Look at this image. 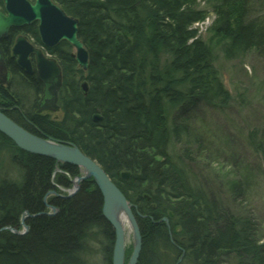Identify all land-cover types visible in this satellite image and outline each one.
Returning a JSON list of instances; mask_svg holds the SVG:
<instances>
[{
	"label": "trees",
	"instance_id": "trees-1",
	"mask_svg": "<svg viewBox=\"0 0 264 264\" xmlns=\"http://www.w3.org/2000/svg\"><path fill=\"white\" fill-rule=\"evenodd\" d=\"M56 1L79 20V37L89 52L84 70L66 41L48 51L62 68V120L37 112L40 84L11 57L16 31L3 40L15 78L10 87L0 86L5 99L0 109L34 134L72 143L98 161L137 207L144 238L138 264H153L155 256L162 262L160 251L150 250L154 242L176 252L182 249L187 264H221L231 256L244 258L246 264H264L257 220L211 194L187 165L194 161L185 147L191 133L189 110L223 107L230 99L209 43L195 26L208 17L206 9L195 7L196 0ZM200 1L213 8L210 30L225 44L227 55L249 49L264 54V17L250 7L254 0ZM259 4L264 11V0ZM24 33L41 46L37 23ZM161 51L170 56L169 62L150 68L148 74L149 62ZM96 113L102 121L93 119ZM0 141L17 149L14 163L19 169L16 178L0 176V264H83L91 234L98 231L109 243L114 241L97 187L90 192L82 188L70 199L51 196L47 201L55 161L20 150L1 132ZM259 144L264 161V140ZM77 168L66 166L71 173ZM123 171L131 172L129 179L122 178ZM46 202L59 212L47 213L51 210ZM25 212L32 215L27 233L4 230L18 226ZM165 218L180 227L181 237L170 236ZM111 250L109 246L105 256L109 264Z\"/></svg>",
	"mask_w": 264,
	"mask_h": 264
},
{
	"label": "rangeland",
	"instance_id": "rangeland-1",
	"mask_svg": "<svg viewBox=\"0 0 264 264\" xmlns=\"http://www.w3.org/2000/svg\"><path fill=\"white\" fill-rule=\"evenodd\" d=\"M195 7L209 10L205 21L195 26L198 35L209 43L215 66L230 92V99L228 104L223 107L202 106L195 112H192V108L189 110L187 120L189 122L187 124L191 127V133L185 147L189 146L194 161L188 160L187 165L197 180L211 194L223 202L232 204L234 210L237 209L236 212L257 220L261 229L258 234L260 238L258 243L263 245L264 161L260 156L263 145L261 146L259 142L264 140V54L261 51L249 49L245 52L227 55L224 50L225 44L216 39L210 30L214 20L213 8L210 3L196 0ZM250 7L254 10L260 9L261 16L264 17V11H261L262 6L259 4V0H254ZM73 53H75L74 48ZM46 54L50 58H54V56ZM157 58L156 61L154 59L149 62L150 66L146 68L148 74L150 68L157 67L159 69L165 66L169 62L170 56L161 51ZM4 86L8 87L9 84L5 83ZM0 100H5L1 91ZM56 105L58 108L54 109L53 106H50L41 109L38 113L60 122L63 118V110L59 100L56 101ZM46 139L54 140L49 137ZM196 141L200 143L201 148H198ZM12 142L14 143V141ZM54 142L66 143V141L57 140ZM17 152V149L10 142L0 141V176L6 175L10 178L19 176V169L14 163ZM52 160L55 161V169L52 171V188L51 193L47 194V201L52 199L51 196L70 199L82 188L90 192L97 187L92 177L80 180L85 175L81 167L72 165V167L78 168L74 173H71L70 170L66 169L67 163L54 158ZM49 205L50 203L46 202L48 211L51 210L47 213L56 215L59 212L58 209L53 210ZM29 217V213L25 212L22 214L18 226H7L4 230H9L15 234L27 233L29 228L26 222H28ZM167 223L170 225V222ZM170 226V236L173 239L175 236L181 237L180 227L174 228L173 224ZM139 229L143 246L144 238L141 228ZM134 232L132 225L126 227L125 264L130 263V258L134 252L136 242ZM115 243L116 238L109 243V239L105 238L101 232H94L91 234L89 247L86 246L87 249L82 253L83 264H109L105 258V256L107 257L106 252L111 246L110 253L112 255ZM157 245L154 242L149 247L150 250L160 251L162 258L160 264H163L164 261H167L166 264H180L179 261L186 257L182 249L180 252H176L172 247L159 245V243ZM155 259L153 264H158ZM246 263L244 258L231 256L227 257L221 264Z\"/></svg>",
	"mask_w": 264,
	"mask_h": 264
},
{
	"label": "water",
	"instance_id": "water-1",
	"mask_svg": "<svg viewBox=\"0 0 264 264\" xmlns=\"http://www.w3.org/2000/svg\"><path fill=\"white\" fill-rule=\"evenodd\" d=\"M3 2L6 12L0 10V42L9 38L13 28L21 29L37 22L43 48L52 49L62 41H66L75 49L73 56L78 65L84 70L88 69L89 52L79 37V20L69 15L60 4L54 0H34V2L30 0H3ZM32 56H35L36 60L35 69L32 66ZM12 57L16 59V64L26 74L31 75L36 72L39 80L46 86V104H40V110L50 106H53L54 109L58 108L56 101L58 100V91L62 85L63 74L57 60L48 57L42 48L36 47L24 35L17 37L12 48ZM0 64L2 67L4 66L1 53ZM5 77V82L9 83V74L7 72ZM82 88L87 93V82L82 84ZM44 100L45 98L42 97L41 103ZM93 119L96 122H100L103 117L96 113ZM0 132L14 141L23 151L58 159L69 165L81 167L85 175L80 180L93 178L103 196V216L113 226L115 231L116 243L113 250L112 264H125V231L121 223L112 214L114 206H123L136 237L134 252L129 264L138 262L142 250V236L136 214L133 211V205L96 160L70 143H57L31 133L1 110ZM130 176V172H122L123 179H129ZM29 216L32 215L29 214Z\"/></svg>",
	"mask_w": 264,
	"mask_h": 264
},
{
	"label": "flooded vegetation",
	"instance_id": "flooded-vegetation-1",
	"mask_svg": "<svg viewBox=\"0 0 264 264\" xmlns=\"http://www.w3.org/2000/svg\"><path fill=\"white\" fill-rule=\"evenodd\" d=\"M0 8H4L3 6H0ZM33 24V23H32ZM32 24H30V25H32ZM30 25H28V26H30ZM27 27V26H26ZM26 27H24V28H21V29H17V28H13L12 29V31H16V32H20V33H24V29L26 28ZM21 30V31H20ZM12 31L10 32V35H11V33H12ZM17 33V34H18ZM24 34H26V33H24ZM29 38H30V40H32V38L30 37V35H28V34H26ZM5 40V39H4ZM32 42L34 43V41L32 40ZM35 45H37L36 43H34ZM38 46V45H37ZM43 48V47H42ZM43 50L45 51V48H43ZM4 51H5V49H4V47H3V41H1L0 42V53H1V56H2V58H3V60H4V66L2 67V65L0 64V86H3V87H5L4 85H5V81H6V77H5V74H6V72L9 74V86L8 87H10L11 86V84H12V80L15 78L13 75H12V73H11V71H10V69H9V67H8V65H7V61H6V56L4 55ZM46 51H49V49H46ZM12 57V56H11ZM14 60H15V63H16V59L14 58V57H12ZM31 60H32V66H33V68L35 69L36 68V60H35V56H32L31 57ZM17 65V64H16ZM18 66V65H17ZM19 67V66H18ZM20 69V68H19ZM25 75H27V76H35L36 77V79H34L35 80V82L36 83H38V84H40V88H41V92L39 93V96H38V98H37V100H36V103H35V105H36V110H37V112H39L40 111V104L41 105H44V104H46V98H47V94L45 95V91H46V86L39 80V78H38V76H37V73L35 72L34 74H31V75H28V74H26L22 69H20ZM59 96H60V89H59V91H58V100H59ZM42 97H44L45 98V100L41 103V99H42Z\"/></svg>",
	"mask_w": 264,
	"mask_h": 264
},
{
	"label": "bare ground",
	"instance_id": "bare-ground-1",
	"mask_svg": "<svg viewBox=\"0 0 264 264\" xmlns=\"http://www.w3.org/2000/svg\"><path fill=\"white\" fill-rule=\"evenodd\" d=\"M2 3H3V0H2ZM4 8L2 9V8H0V10H2V11H5V5H4V3H3V5H2ZM207 11H209V10H207L206 9V12ZM6 12V11H5ZM201 23V22H200ZM199 23V24H200ZM21 31V30H20ZM13 46H14V43L12 44V46H11V48H10V51L12 50V48H13ZM88 51V50H87ZM256 51V50H255ZM2 111V110H1ZM3 112V111H2ZM4 113V112H3ZM74 146H76V145H74ZM76 147H78V146H76ZM82 152H83V150L80 148V147H78ZM84 153V152H83ZM86 154V153H85ZM87 155V154H86ZM89 156V155H88ZM130 174H131V172H130ZM103 202H104V200H103ZM112 214H113V216L121 223V225H122V227H123V230L125 231V240H126V227L127 226H131V223H130V220H129V217H128V215H127V213H126V211H125V209L123 208V206H114V208L112 209ZM34 216V215H33ZM136 217H137V215H136ZM172 239V238H171ZM115 246V245H114ZM180 262V264H187V262H185L184 260H181V261H179Z\"/></svg>",
	"mask_w": 264,
	"mask_h": 264
}]
</instances>
